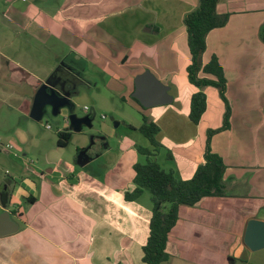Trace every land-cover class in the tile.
I'll return each instance as SVG.
<instances>
[{
  "label": "crops",
  "instance_id": "0c3cea01",
  "mask_svg": "<svg viewBox=\"0 0 264 264\" xmlns=\"http://www.w3.org/2000/svg\"><path fill=\"white\" fill-rule=\"evenodd\" d=\"M197 4L0 0V213L8 212L18 225L15 233L0 236V264H143L151 207L123 198L134 188L139 145L122 138L109 167L112 182L99 173V165L91 168L99 155L80 170L67 165L59 175L33 166L36 156L51 162L63 148L54 139H34L37 122L29 115L39 87L66 67L77 79L71 98L81 95L80 86L92 85L85 78L90 67L108 76L105 88L111 97L131 98L140 122L129 121L127 127L137 131L141 115L157 124L164 169L181 180L190 179L204 162L207 133L223 126L228 106V128L209 143L225 165L224 195L180 206L166 251L169 258L196 264L251 260L256 251L243 243L247 222H264V0H219L216 5V13L228 19L207 34L202 63L217 58L227 106L217 88L197 89L187 80L183 19ZM145 71L169 87L171 104L144 109L134 101V80ZM199 91L206 108L194 125L190 99ZM45 129L51 126L46 123ZM62 131L71 132L68 125Z\"/></svg>",
  "mask_w": 264,
  "mask_h": 264
},
{
  "label": "trees",
  "instance_id": "16d2710c",
  "mask_svg": "<svg viewBox=\"0 0 264 264\" xmlns=\"http://www.w3.org/2000/svg\"><path fill=\"white\" fill-rule=\"evenodd\" d=\"M219 0H198L197 7L183 19L187 35V48L190 64L186 68L188 82L202 89L212 86L218 89L223 102L227 106L225 96L226 80L222 67L216 57H212L206 64L202 63V55L206 49V36L216 28L223 27L228 19L227 15L216 13ZM134 101L138 103L137 100ZM206 108V97L199 91L190 99L189 120L197 125ZM229 108L224 115L223 126L207 133L204 162L195 170L188 180H181L172 169L165 170L154 158L163 147L156 140L159 127L148 116L141 115V125L137 131L149 142L150 149L136 147L137 154L144 157V161L134 164V188L124 194V201L135 202L145 191L150 194L151 216L149 219V234L142 246L143 264H163L169 260L166 251L167 238L178 220L180 206L194 207L203 198L223 197L225 165L221 157L210 150V138L228 128ZM71 132L58 133L57 145L65 147L71 139ZM169 159H171L168 153ZM31 202V200H30ZM229 263L234 260L229 258Z\"/></svg>",
  "mask_w": 264,
  "mask_h": 264
},
{
  "label": "rangeland",
  "instance_id": "374dc122",
  "mask_svg": "<svg viewBox=\"0 0 264 264\" xmlns=\"http://www.w3.org/2000/svg\"><path fill=\"white\" fill-rule=\"evenodd\" d=\"M85 78L89 83H92V85L90 87L87 85L80 86L78 90L81 95L71 98L73 105L72 113L78 117L89 115L92 119V127H83L80 133L73 134L71 141H69V145L63 147L59 151H55L53 154L54 159L51 162H43L38 156L31 153V156L35 155L37 157V159L33 158V166L45 174H52L50 172H53V174L59 175L61 174L60 170H63L67 165L69 168L80 170V167L76 164V156L79 151L85 148V152H87L90 157L99 155L91 165V168L93 165H99V173L102 174L107 181L112 182L109 167L119 153V144L123 137L128 136L141 147L149 149L151 147L149 142L139 132H132L127 127L129 121L133 124L135 121L140 122V116L130 106L133 100L126 96L125 100L129 103L127 104L125 100H122L121 98L111 97L106 92L105 88L106 83L108 82V76L98 69L90 67ZM96 93L103 96L101 100L94 98ZM84 107H87L88 111H84ZM64 112L67 113L66 109L61 110V114L58 116H53L50 109L47 108L42 118V123H36L37 128L34 134V139L37 141H51V139L58 141V131L64 130L65 126L68 125L64 118ZM102 117L105 118L102 119ZM46 123L51 126L50 130L45 129ZM45 144L47 145L48 142L46 141ZM103 152L104 154L101 156L100 153ZM164 157L165 152L159 150L154 158L163 168H165L163 166ZM138 159V161L141 162L145 160L143 156L139 155ZM139 199L141 204L151 207L149 192L145 191L143 196ZM252 255L251 260H249L247 264H264V250L256 251ZM163 264L196 263L172 257Z\"/></svg>",
  "mask_w": 264,
  "mask_h": 264
},
{
  "label": "water",
  "instance_id": "95a60500",
  "mask_svg": "<svg viewBox=\"0 0 264 264\" xmlns=\"http://www.w3.org/2000/svg\"><path fill=\"white\" fill-rule=\"evenodd\" d=\"M51 75L39 87L33 99L32 108L29 117L37 122L42 123V118L47 108L53 116L61 114V110L66 109V121L68 130L72 133H80L83 127H92V119L89 115L78 117L72 113L73 105L71 102L72 93L65 89V86L52 84ZM65 85V84H64ZM169 87L158 81L149 71L138 75L134 80V91L132 98L144 108H152L156 106L169 105L173 98L169 94ZM117 126V125H116ZM84 150L80 151L76 156V164L78 167H84L92 159ZM18 225L11 220L10 214L6 211L0 213V236L15 233ZM244 245L250 251H258L264 249V222L251 219L247 222L244 237Z\"/></svg>",
  "mask_w": 264,
  "mask_h": 264
},
{
  "label": "flooded vegetation",
  "instance_id": "af4514ba",
  "mask_svg": "<svg viewBox=\"0 0 264 264\" xmlns=\"http://www.w3.org/2000/svg\"><path fill=\"white\" fill-rule=\"evenodd\" d=\"M74 74L75 73L72 70L68 69L67 67L57 69L56 73L51 78V82H52V84L58 86V89H60L61 86H65L66 90H69L71 93H73L72 89L77 84V79H76V76ZM84 151H86V150H84ZM86 154L89 156V154L87 152H86Z\"/></svg>",
  "mask_w": 264,
  "mask_h": 264
},
{
  "label": "built area",
  "instance_id": "2783aa9c",
  "mask_svg": "<svg viewBox=\"0 0 264 264\" xmlns=\"http://www.w3.org/2000/svg\"><path fill=\"white\" fill-rule=\"evenodd\" d=\"M84 110H87V107H85ZM7 148H10L11 149L12 147L10 145H7Z\"/></svg>",
  "mask_w": 264,
  "mask_h": 264
}]
</instances>
